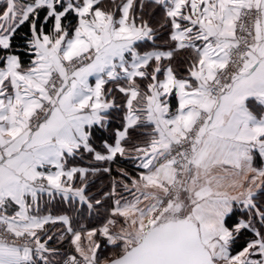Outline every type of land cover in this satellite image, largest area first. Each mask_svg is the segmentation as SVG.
I'll return each instance as SVG.
<instances>
[{
  "label": "snow or ice",
  "instance_id": "snow-or-ice-1",
  "mask_svg": "<svg viewBox=\"0 0 264 264\" xmlns=\"http://www.w3.org/2000/svg\"><path fill=\"white\" fill-rule=\"evenodd\" d=\"M257 158L264 0H0V264H264Z\"/></svg>",
  "mask_w": 264,
  "mask_h": 264
},
{
  "label": "trees",
  "instance_id": "trees-1",
  "mask_svg": "<svg viewBox=\"0 0 264 264\" xmlns=\"http://www.w3.org/2000/svg\"><path fill=\"white\" fill-rule=\"evenodd\" d=\"M106 4L109 3V0L104 1ZM120 0H117V3H119ZM160 19V13L157 12L155 20ZM26 31V29H21L20 35L23 34V32ZM19 41H17L18 43ZM157 43L162 44V40H158ZM113 119L110 121L111 127L116 128L120 125V114L114 112L113 113ZM96 146L99 147L102 139H110L109 132L107 131H97L96 133ZM71 164H82V165H88L89 160L87 157L85 159L81 160L78 157L75 159H70ZM107 166V165H105ZM112 168L111 175L109 174H98V176L94 179L93 187L91 188V192L94 195L99 196L101 192L109 191L110 190V184L111 179L113 176L116 178L119 177L117 173L118 168H124L127 171H129L131 174L135 175L136 168L132 165V163L129 160L123 159V158H117V161L112 163L110 165ZM50 212L53 214H60V213H66L68 214L73 221V228L78 231H83L89 228L93 227H99L102 225V223L105 220L106 212L103 208H101L98 212L89 213L85 208H80L78 205L69 206L67 203H61L59 199H55L50 203ZM83 226V228L81 227ZM51 228L52 232L59 233L60 231H63V226L56 225V226H48ZM70 235H66L65 239L63 241H53L50 242L53 246L60 248L61 253L69 252L71 253L73 251V248L70 244ZM242 243V241H241ZM102 246L107 250H112L110 246H106V241L103 240ZM102 247V248H103Z\"/></svg>",
  "mask_w": 264,
  "mask_h": 264
},
{
  "label": "crops",
  "instance_id": "crops-1",
  "mask_svg": "<svg viewBox=\"0 0 264 264\" xmlns=\"http://www.w3.org/2000/svg\"><path fill=\"white\" fill-rule=\"evenodd\" d=\"M105 1V0H104ZM93 82H94V80H93ZM130 161V160H129ZM131 163H132V165L134 166V164H133V162L132 161H130ZM88 166V165H82V164H71L70 163V166ZM108 166V165H107ZM255 166H257V167H261V166H264V161H261L259 158H257L256 159V161H255ZM136 171H137V169H136ZM125 195H127V193H125ZM45 199H47V197H45ZM56 199H59V197H57ZM53 201V200H52ZM51 201V202H52ZM42 210L43 211H46V212H50V203L48 204V205H44L43 204V202H42ZM53 214V213H52ZM60 214H66V213H60ZM53 215H57V214H53ZM87 230V229H86ZM85 230V231H86ZM81 231V230H80Z\"/></svg>",
  "mask_w": 264,
  "mask_h": 264
},
{
  "label": "rangeland",
  "instance_id": "rangeland-1",
  "mask_svg": "<svg viewBox=\"0 0 264 264\" xmlns=\"http://www.w3.org/2000/svg\"><path fill=\"white\" fill-rule=\"evenodd\" d=\"M117 179H119V177L117 178ZM101 226V225H100ZM99 226V227H100ZM93 228H98V227H93ZM89 229H92V228H89ZM89 229H87V230H89ZM83 231H85V230H83ZM99 239V242L101 243V249H100V255H101V257L103 258V257H106V256H108V255H110L111 254V252H112V250H107V249H105L103 246H102V242H103V238H98ZM85 243H86V241H85ZM103 247V248H102ZM73 251H74V249H73Z\"/></svg>",
  "mask_w": 264,
  "mask_h": 264
}]
</instances>
